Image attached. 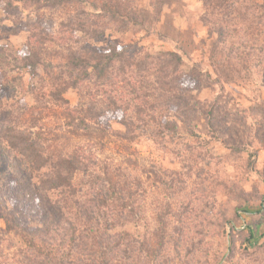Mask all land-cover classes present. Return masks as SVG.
Wrapping results in <instances>:
<instances>
[{
	"label": "rangeland",
	"instance_id": "374dc122",
	"mask_svg": "<svg viewBox=\"0 0 264 264\" xmlns=\"http://www.w3.org/2000/svg\"><path fill=\"white\" fill-rule=\"evenodd\" d=\"M18 4L20 14H30V7ZM200 12L198 0L167 1L156 32L142 44L155 50L182 45L183 52H190L184 56V68L193 62L205 64L215 36L206 33L198 19ZM45 18V26L58 34L59 13L47 11ZM1 23L10 25L0 9ZM107 35L116 36L113 32ZM128 35L135 39L141 33ZM79 36L76 32L72 39L79 40ZM126 36L118 40L130 41ZM25 38L26 30L21 28L18 35L0 38V44L19 49ZM260 38L261 51L254 45L250 66L242 70L236 64L239 71L231 73V80L214 82L203 70L198 83L190 79L186 82L183 96L188 105L182 108L184 113L177 115L172 107L165 114L176 124L177 133L162 140L136 131L130 141L110 133L98 143L88 141L63 126L61 108L49 100L42 69L26 72L11 68L0 74V109L17 115L19 125L26 127L32 124L30 118H37L39 123L32 131H40L56 151L69 152L76 146L90 149L89 168L74 177L82 201L85 191L103 188L107 193L111 182L124 177L129 180L133 194L126 199L127 206L120 208L116 202L104 205V213L99 216L100 220L108 219L109 227L112 221L123 223L110 234L112 239L121 240L109 255L111 264H264V27ZM106 42L104 37L98 45L106 48ZM193 43L199 48L193 50ZM61 44L56 35L48 46ZM64 96L70 105L77 104L75 90H68ZM212 104L216 114L210 120L207 110ZM106 122L109 132L125 130L117 119ZM21 160L0 142V200L9 211L0 214V264L42 263L46 255V264L62 260L66 264L76 255L83 260L91 252L69 244L71 224L76 227V235L83 227L75 217L74 205L60 203L55 208L60 226L57 235L50 232L49 244L30 242L19 233L18 227H43L40 210L29 208L15 195L11 163L27 171L37 185L38 172ZM45 195L48 201H54L59 193ZM94 255L100 257V253ZM83 261L88 264L91 260Z\"/></svg>",
	"mask_w": 264,
	"mask_h": 264
},
{
	"label": "trees",
	"instance_id": "16d2710c",
	"mask_svg": "<svg viewBox=\"0 0 264 264\" xmlns=\"http://www.w3.org/2000/svg\"><path fill=\"white\" fill-rule=\"evenodd\" d=\"M167 1L0 0L3 17L10 23L9 26L0 24V38L18 35L21 28L26 30L21 48L0 44V74L12 71L11 68L26 72L42 69L49 87V100L61 108L63 126L88 141L98 143L108 133L128 141L134 139L136 131L159 140L176 134V124L166 119L165 114L174 107L178 115L188 105L183 93L189 79L194 84L198 83L205 70L207 78L214 82L231 80V73L239 71L236 64L239 63L242 70L250 66L254 45L257 44V51H261L258 42L264 27V2L198 0L201 3L198 19L209 37L215 38L207 51L205 64L193 62L185 69L184 56L190 52H183L184 46L155 50L142 44L156 32ZM18 2L26 5L25 9L30 7L29 19L26 16L30 14H20ZM47 11L60 15L58 34L51 33L49 26L44 24ZM76 32L81 34L79 40L72 39ZM109 32H113L115 38L109 37ZM128 33L141 35L132 39L130 35L126 36ZM56 35L64 44L49 47L48 43ZM121 36L128 37L130 41H119ZM104 37L106 48L98 45ZM194 45H191L193 50L199 48ZM68 90H75L78 95L75 106L70 105L64 96ZM207 114L210 120L215 116L214 104L210 105ZM106 119H117L125 130L109 132L105 127ZM30 121L31 125L22 127L17 115L0 109V142L5 143L15 158L21 156L38 172L36 185L27 171L14 163L10 165L16 198L29 208L40 210L43 221L42 228L18 227L19 233L30 242L40 240L49 244L47 237L50 232L57 235L60 226V215L55 208L60 203L74 205L75 217L83 227L76 235V227L71 224L69 244L76 248L82 246L91 252L83 259H90L88 264H98V259H101V264H111L109 255L117 250L121 240L112 239L110 234L123 223L114 224L112 221L113 226L109 227L108 219L100 220L99 216L104 205L112 206L116 202L120 208L127 206L126 199L133 194L129 180L124 177L111 182L107 193L103 188L85 191L82 201V191L75 186L74 177L89 168L92 160L90 149L84 151L83 147L76 146L69 152L56 151L40 131H32L38 125L35 123H39L37 118H30ZM45 192H57L59 196L48 201ZM8 213L0 200V214ZM97 253L100 257L94 255ZM46 256L43 264L47 263ZM83 260L82 256L76 255L66 264H83Z\"/></svg>",
	"mask_w": 264,
	"mask_h": 264
}]
</instances>
